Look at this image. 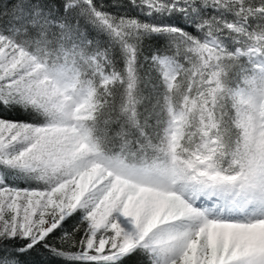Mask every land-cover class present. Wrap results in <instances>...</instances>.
Here are the masks:
<instances>
[{
  "label": "snow or ice",
  "instance_id": "snow-or-ice-1",
  "mask_svg": "<svg viewBox=\"0 0 264 264\" xmlns=\"http://www.w3.org/2000/svg\"><path fill=\"white\" fill-rule=\"evenodd\" d=\"M0 264H264V0H0Z\"/></svg>",
  "mask_w": 264,
  "mask_h": 264
}]
</instances>
